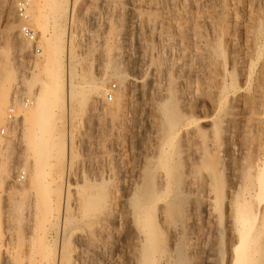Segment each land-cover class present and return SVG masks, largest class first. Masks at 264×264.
<instances>
[{"label": "rangeland", "instance_id": "1", "mask_svg": "<svg viewBox=\"0 0 264 264\" xmlns=\"http://www.w3.org/2000/svg\"><path fill=\"white\" fill-rule=\"evenodd\" d=\"M16 1L0 0V50L5 46L4 30L10 19L7 12L12 9L16 16ZM74 14L65 30L67 48L74 54V74L87 69L90 76L102 77L105 62L113 60L111 63L116 62L128 77L125 90L120 82L108 79L105 97L79 94L85 101L71 107L69 120L63 111V131L67 135L69 130L73 145L69 161L63 151L62 168L63 181L70 185V201L78 196L76 189L89 183L116 190L107 211H112V218L100 210L79 217L71 222L67 241V228L60 225L61 231L52 238L54 257L58 258L62 248L67 254L65 264H138L142 233L126 200L147 171L160 189L166 171L157 158L165 150L179 201L175 228L160 212L163 200L156 202V241L163 249L159 254L164 256L172 240L180 247L177 264H217L220 248L230 251L237 236L231 224L232 211L239 215L242 210L234 202L241 194L237 186L247 174L254 180L264 163V0H84ZM15 25L13 33L17 35V21ZM9 58L17 81L22 78L19 81L25 83L43 57L34 56L28 44L21 51L12 49ZM66 62L64 56L63 64ZM18 86L10 98L22 100L33 95L32 87ZM170 94L179 115L172 142L163 136L160 121V104ZM16 119L15 114L11 125L6 119V125L0 126L4 139L0 161L18 166L13 172L15 180L16 175L27 178L17 164L22 142ZM209 158L214 160L217 175L214 188L204 180L209 169L204 160ZM8 188L6 181L0 183V264H28L32 256L39 259L34 235L39 194ZM252 198L247 202L253 209L264 206V200ZM61 209L60 222L66 216ZM251 229L250 238L257 240V253L260 251L247 264L255 260L264 264V216L256 218Z\"/></svg>", "mask_w": 264, "mask_h": 264}, {"label": "bare ground", "instance_id": "2", "mask_svg": "<svg viewBox=\"0 0 264 264\" xmlns=\"http://www.w3.org/2000/svg\"><path fill=\"white\" fill-rule=\"evenodd\" d=\"M83 1L84 0H29L28 6L26 7L25 11V22L30 28L38 32V45L42 49L41 55L43 58L41 62L38 61L34 64V70L31 71V77L25 83L19 81L22 78H19V80L17 81L18 78L15 75V72L13 71V68L11 66L9 54L12 49L21 51L30 43L24 40L22 37H19V32L17 35L13 33V30L16 27L15 22L17 21V23H19L20 21L17 15L13 16L12 9L7 12V15H10V19L8 20L4 30L5 46L2 50H0V126H3L5 124V121L7 119L6 115H8L6 114V111L9 110V107L12 104L15 109V114L17 115L16 126L19 125V137L22 142V155L17 157V164L21 166L20 171L22 172V174H27V178L25 179L24 176L20 177L19 175H16L17 180H15L13 178V172L14 169H18V166L15 167L13 166V164H7L6 161H3V159L0 161V183L6 181L9 185L10 190H15L20 193H25L29 190H34L36 193L39 194L36 199L35 197L33 198L36 202V212L34 214V216L36 217L34 235L37 239L36 251L39 254V259L37 256H32V259L29 261L28 264L66 263L67 254L62 250V248H59L57 254L58 258L54 257L55 241L52 238L53 233H58L59 228H61L60 225H62V227L67 228V231L65 232V240L67 241L69 237V231L72 228L71 222L74 223V221L77 220L79 217H90L97 210L103 211L102 213L106 212V216L109 215V218L113 217L112 211L108 213L107 211L109 206L113 204L112 199H114L116 189H107L105 188V186H103V184L95 185L93 183H89L82 189H76V191L78 192V196L73 201H70V196L69 194H67L70 185L69 183H64L63 181L64 176L62 168L63 164L65 165V163H63V151L66 153V155H68L69 161L71 151L73 149L72 139L69 130L67 135H65L63 131V111L64 114L66 112V115L64 117L69 120V118L71 117V107L74 105L77 106L79 105V103L85 101V98L80 95L86 94L93 99L101 98L103 96L105 97L106 81L108 79L120 82L122 84H119L120 88L123 89L126 78L128 77L116 62L111 63L113 60L110 62V60H107V58V61L104 64V74L102 77L101 75H99L100 77L98 76L96 78L90 76L87 69L86 71L84 70L83 73L80 75L74 74V54L73 51H70L67 48V40L69 35L66 34L67 32L65 33V30L67 22L69 24V22L74 19V13L82 5ZM100 48L102 49V47ZM105 49L106 48L104 47L103 50ZM215 54L217 53L215 52ZM64 56L67 58V62L65 64H63ZM79 80H83L84 82L81 84ZM20 83L21 85H27L33 88V95L26 96V99L28 100L27 104L22 101L24 99L23 97L21 98L22 100L13 99L15 97L10 98L11 91L16 90L19 87L18 85ZM171 95L172 94H170L169 99L160 104V121H162V127H160L162 129L163 136L169 141L174 134L173 131L179 120L178 112L173 109L174 101L171 100ZM10 99L12 102H10L9 105L8 102ZM103 102L106 103V101ZM9 124L11 125V123ZM11 127L12 126H10V128ZM3 140L4 139L0 135V143ZM169 143L168 146L172 145L171 143ZM3 144L5 145V143L2 142V145ZM148 146L149 145H147V147ZM158 156V164L162 166L166 171L165 177H163L160 181V189L155 187L152 180V173L150 171H147L143 174V180L141 185L139 187L134 188L130 199L126 200V202L131 206V212H129L132 214L134 222L138 224V229L142 233V236L140 238V258L138 264H177V261L180 258L178 252V249L180 247L179 245V248L174 246L172 240H170V246L165 250L164 256L159 254L160 252H162L163 249H161L162 247H160L156 241L157 225L153 220V211L155 209L157 200H163V206H161L162 208L160 209L162 210L160 212L163 211L166 214L169 219V223H171L170 225L173 228H175L174 224L175 219L177 218L176 205L179 201L178 191L176 190L173 184L174 178L170 174L169 170L167 152L165 150L161 151L160 155ZM14 159H16V157ZM118 161L120 160L118 159ZM204 163L208 165L209 168L207 174L204 176V180L208 186L214 188L216 185L215 178L217 176L216 171L213 167L214 160L210 158L205 159ZM260 167L261 172H259L258 170L255 174L256 180H251V175L247 174L245 176L244 181L242 180L243 182L240 183L239 186H237L241 194L240 197L237 198L236 196V199L234 198V202H238V207L240 208L241 206L242 210L239 215L237 214L239 212H236V210H234V212L232 211L234 218H232L231 223L232 232L236 233L235 235L237 236L234 240H232L230 251L227 250V247L220 248V258H218L217 264H247L257 253V246L259 244H256V246L254 240L256 242L257 240L254 238V240H252L250 238V235L253 232V230L251 229V223L256 218L260 219L261 216H264V206L262 208L256 206L255 209H253L254 206L252 208V206L247 201L250 197H254V199L256 200H264V163H262ZM21 178L22 180L23 178L25 180L22 181ZM189 181L191 183V180ZM112 186H114V184ZM15 207L17 208V206ZM70 207H72V209ZM59 208H63V212L66 215L62 222H60L58 217ZM234 209L236 208L234 207ZM203 211L207 212V208L204 207ZM10 218L13 217L10 216ZM24 225L25 224H23V226ZM12 236H14V234ZM30 239L31 238H29L28 241H30ZM83 239L85 240V238ZM62 244L63 242L60 246H62ZM254 264L260 263L255 260Z\"/></svg>", "mask_w": 264, "mask_h": 264}, {"label": "built area", "instance_id": "3", "mask_svg": "<svg viewBox=\"0 0 264 264\" xmlns=\"http://www.w3.org/2000/svg\"><path fill=\"white\" fill-rule=\"evenodd\" d=\"M29 0H17L15 2V11L16 15L18 16L19 23H18V32L20 37L24 40L28 41L31 45V51L33 52L34 56L41 55L42 49L38 45V34L30 28L25 20H26V7L28 6ZM111 98V95H108V99ZM25 104L28 103L27 99L23 100ZM15 119V109L14 106L11 104L8 110L7 121L8 124L12 123Z\"/></svg>", "mask_w": 264, "mask_h": 264}]
</instances>
